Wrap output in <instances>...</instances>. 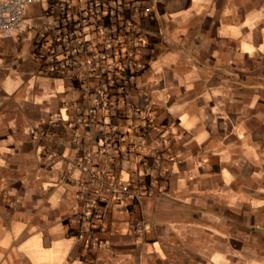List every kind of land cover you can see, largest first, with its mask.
Listing matches in <instances>:
<instances>
[{"label": "crops", "instance_id": "0c3cea01", "mask_svg": "<svg viewBox=\"0 0 264 264\" xmlns=\"http://www.w3.org/2000/svg\"><path fill=\"white\" fill-rule=\"evenodd\" d=\"M46 3L0 40V264H264V0H151L130 95L92 129L34 57ZM109 131L122 157L97 152ZM87 191L109 199L92 239Z\"/></svg>", "mask_w": 264, "mask_h": 264}, {"label": "built area", "instance_id": "2783aa9c", "mask_svg": "<svg viewBox=\"0 0 264 264\" xmlns=\"http://www.w3.org/2000/svg\"><path fill=\"white\" fill-rule=\"evenodd\" d=\"M34 1L0 0V40L23 35L31 28L27 10ZM38 15L45 19L33 24L38 67L47 75L67 76L77 82L82 102L70 120L92 129L104 108L115 110L119 98L130 95L133 77L140 69L135 55L147 43L153 20L151 0H47ZM128 113L140 115L135 106L128 107ZM63 120L55 114L49 126L53 128ZM120 137L121 133L109 131L97 152L105 155L110 148L109 157H122ZM93 159L88 151L78 166L89 170ZM114 191L123 198L137 197L139 192L123 185L114 187ZM84 199L81 219L92 239L93 228L104 230L100 222L95 225L93 221L95 216L103 220L109 199L99 191L94 197L85 192Z\"/></svg>", "mask_w": 264, "mask_h": 264}, {"label": "rangeland", "instance_id": "374dc122", "mask_svg": "<svg viewBox=\"0 0 264 264\" xmlns=\"http://www.w3.org/2000/svg\"><path fill=\"white\" fill-rule=\"evenodd\" d=\"M138 62V61H137Z\"/></svg>", "mask_w": 264, "mask_h": 264}]
</instances>
